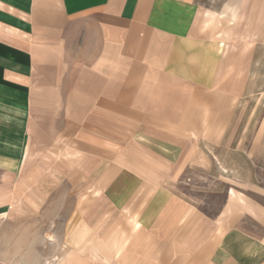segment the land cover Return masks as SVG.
<instances>
[{
    "label": "crops",
    "instance_id": "1",
    "mask_svg": "<svg viewBox=\"0 0 264 264\" xmlns=\"http://www.w3.org/2000/svg\"><path fill=\"white\" fill-rule=\"evenodd\" d=\"M199 1L0 0V223L36 148L69 146L102 177V210L80 224L109 264H180L174 248L184 264H264V119L241 109L227 136V97L255 92L243 73L227 88L222 18L237 0ZM232 143L240 180L209 217L164 177L177 161L231 171ZM3 240L0 264H18Z\"/></svg>",
    "mask_w": 264,
    "mask_h": 264
},
{
    "label": "rangeland",
    "instance_id": "2",
    "mask_svg": "<svg viewBox=\"0 0 264 264\" xmlns=\"http://www.w3.org/2000/svg\"><path fill=\"white\" fill-rule=\"evenodd\" d=\"M199 2L207 8L217 9L222 1ZM232 2L231 6L228 1L227 13L222 18L226 22V38L231 42L223 43L228 73L227 88L235 89L238 86L236 77L243 73L244 77L249 75V79L253 78L248 80L245 88L255 92L239 100L227 97V136L233 131L234 121L240 119L241 109L246 108L243 120L249 119L254 109L251 118L255 121L264 119V95L256 94L258 89H264V0ZM209 22L212 28L213 18L205 23L208 25ZM207 115L211 117L213 114ZM233 148L232 143L223 154L222 161L231 171H218L216 160L212 161L211 166L205 165L203 161L195 166L177 161L179 167L174 169L177 175L164 178L178 190L182 198L196 204L207 216L214 217L225 202V190L232 188L235 193L236 179L240 180V177L232 174L233 167L238 163L231 152ZM51 150L50 153H44L41 148H36L20 171L19 191L15 193L14 207L9 213L11 218L8 221L11 223H0L5 238L4 246L19 249L20 254L13 257L18 259V264H58L59 253H62L63 258L64 253L68 255L67 263L82 259L83 264H109L107 256H100L103 248L98 244L101 243L98 234H89V230L80 224V218L99 215L102 210L99 209L100 193L94 190L100 187L102 177L90 175L93 166L90 158H75L76 154L69 150V146H52ZM208 167L211 169L208 170ZM48 234H51L52 239H48ZM75 252L92 255L70 256ZM173 259H181L179 263L184 264L185 256L181 248L170 250V260Z\"/></svg>",
    "mask_w": 264,
    "mask_h": 264
},
{
    "label": "bare ground",
    "instance_id": "3",
    "mask_svg": "<svg viewBox=\"0 0 264 264\" xmlns=\"http://www.w3.org/2000/svg\"><path fill=\"white\" fill-rule=\"evenodd\" d=\"M47 237H48V239H52L51 234H48Z\"/></svg>",
    "mask_w": 264,
    "mask_h": 264
}]
</instances>
